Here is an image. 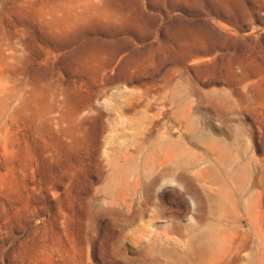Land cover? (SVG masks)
Listing matches in <instances>:
<instances>
[{
  "label": "rangeland",
  "instance_id": "rangeland-1",
  "mask_svg": "<svg viewBox=\"0 0 264 264\" xmlns=\"http://www.w3.org/2000/svg\"><path fill=\"white\" fill-rule=\"evenodd\" d=\"M0 264H264V0H0Z\"/></svg>",
  "mask_w": 264,
  "mask_h": 264
}]
</instances>
